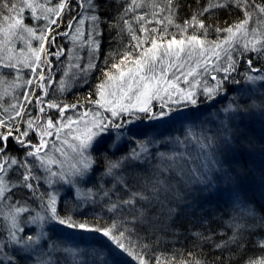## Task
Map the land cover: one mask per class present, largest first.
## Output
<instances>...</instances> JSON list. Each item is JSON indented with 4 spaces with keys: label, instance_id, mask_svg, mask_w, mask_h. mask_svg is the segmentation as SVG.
Returning a JSON list of instances; mask_svg holds the SVG:
<instances>
[{
    "label": "snow or ice",
    "instance_id": "snow-or-ice-1",
    "mask_svg": "<svg viewBox=\"0 0 264 264\" xmlns=\"http://www.w3.org/2000/svg\"><path fill=\"white\" fill-rule=\"evenodd\" d=\"M192 2L197 6L180 22L182 0H0V83L21 89L13 92L14 102L5 99L7 90L0 96V209H7L0 223V264H108L103 246L58 242L51 225L98 234L135 264H177L174 253L169 257L155 249L175 235L176 209L191 206L185 202L192 187L215 188L217 174L232 182L230 211L224 217L201 216L185 228V242L202 255L188 251L191 259L179 264H264V207L243 197L237 178L219 158L221 146L230 147L236 138L230 117L212 134L193 123L175 137L137 140L117 159L115 151L109 153L122 147L118 142L127 125L168 118L177 110L170 105L196 106L201 95L227 98L226 84L241 83L233 73L249 84L264 82V0ZM112 8L115 13L108 15ZM221 14L236 19L220 27ZM105 27L129 42L121 45L122 52L105 56L101 66ZM213 33L215 39L209 40ZM61 37L74 47L58 44ZM16 41L27 55L23 48L15 54ZM95 70L101 72L97 98L90 93L87 102L97 110H85L76 119L66 116L80 105L50 95L81 81L87 85ZM239 110L232 100L223 112ZM50 137L59 145L50 146ZM160 144L171 150L150 151ZM101 147L100 156H94ZM53 153L73 161L67 170L65 160ZM153 157L150 171L129 183L122 174L125 166ZM54 163L60 171L53 170ZM98 165L102 170L93 182ZM59 184L70 187V204ZM90 211L99 215L89 219Z\"/></svg>",
    "mask_w": 264,
    "mask_h": 264
},
{
    "label": "rangeland",
    "instance_id": "rangeland-1",
    "mask_svg": "<svg viewBox=\"0 0 264 264\" xmlns=\"http://www.w3.org/2000/svg\"><path fill=\"white\" fill-rule=\"evenodd\" d=\"M117 2H118V0H117ZM147 10L151 11V9H147ZM110 11L115 12V8H112ZM182 20L183 19H181L180 22H182ZM27 22L31 23V21H27ZM148 27L152 28V27H160V26L150 24V25H148ZM222 27H224V26H222ZM106 29H107L106 34L104 36L103 54L98 57V62L101 66H103L105 63V59H104L105 56H115L117 51L122 52L124 49L122 48L121 45L127 44L129 42L127 36H125L123 38L116 39L115 34H113L112 32L110 33L108 28H106ZM170 31L176 32V29L173 27L170 29ZM110 37H114L116 39L115 40L114 38H112L113 41H119L120 40V42H121L114 49L108 46V44H109L108 40L110 39ZM208 39L214 40L215 39V33L210 35L208 37ZM15 43L18 45L15 48V54L16 55L20 54L21 48L24 49V55L28 54L27 48L25 47L24 44L19 43V41H16ZM57 43L63 44L69 49H72L74 47L73 44L71 43L70 39H66V38H62V37L58 38ZM33 44H34V46H36V42H33ZM77 51H79V50L77 49ZM80 54L85 55V53H80ZM51 59L53 60L54 63H56L54 57H51ZM111 62H115V61H112L110 59L109 63H111ZM260 63H264V61H261ZM256 66L259 67V63H257ZM61 67H63V66H61ZM213 74L218 75V76L223 75V73H218V74L213 73ZM233 76L236 79L240 80L241 83H239V84H226V87L227 88L229 87L228 89H230V91H228V93H227V98H224L223 96H218L214 100H207L204 98L203 95H201L199 97V103L196 106L188 105L187 107H185L183 105H170V107L176 108L177 110L172 112L170 117H168V118H164V119L159 120V121H147V120L143 121V122L138 121L134 124L127 125L125 129L121 130V138L118 142V144L122 145V147H120L118 151L109 150L110 154L112 151H115V155L112 156V158L117 159L120 156L125 155L127 150L131 146L133 147L137 140H143V139H146L147 137H151V138H154L157 140H165L168 137H175V136L180 135L182 133L184 127H186L189 124H193V123L198 125V126L203 127L206 130H208V127L210 126L209 125L210 122H212L216 118L225 119V117L228 116V117H230L231 120H234L233 118L236 119L237 117H238V119H240V118L245 116L244 113H242L243 108H246L244 110H248V109L251 110L253 108H254L253 110H256V109L258 110L260 108V106H258V104H259L258 100L260 98L264 97V82H257L256 84H249V83L244 82L243 77L238 75L237 73H233ZM100 77H101V72L99 70H95L94 73L89 77V82L87 85H84L83 82L81 81L80 83L75 84L74 87L69 89L68 92H65L63 94L54 93V96L50 95L49 98L58 99L59 101H61L64 104H79L80 107H78L77 109L68 110L65 113L66 116H72L73 119H76L77 116L79 114L84 113L85 110H88L89 113H91L92 111H96L97 110L96 106L94 104L88 103L87 98H84V99L74 98V99H72L71 97L69 98L68 95L73 96V95H75L74 92H77L78 90L82 91V89L83 90L87 89V90H91L93 93L91 95V99H93V100L96 99L97 98L95 95L96 86L100 82V80H99ZM6 79L11 81L12 78L6 77ZM207 80L210 84L215 83V81H212L211 75L207 76ZM17 83H19V81H17ZM233 89L235 91H231ZM5 90H7V93H8V95L5 97V99L9 100L10 102H14L12 100L13 92L21 91V89H14L9 84L0 83V96H4ZM232 100L235 101L236 105H239L240 110L237 112H230L227 114L224 113L223 109L225 107H227L229 102ZM3 102H4L3 100H0V104H3ZM262 104L264 106V102ZM253 105H255V106L253 107ZM246 106H248V107H246ZM234 107H235V105H234ZM155 110H157V111L159 110L158 102H157V107ZM46 111L48 112L49 115L53 114V112L51 110H46ZM183 111H189L191 113L190 114V123L188 122L189 120L186 121V120H184L183 117H181V114L183 113ZM192 113L195 114L194 115L195 118H193V116L191 117V115H193ZM241 113H242V116L240 117L239 115H241ZM55 115L58 116L59 114L56 113ZM90 118H91V115H89V119ZM231 123L233 124L234 122L231 121ZM209 130H210V128H209ZM129 137H131V143H129ZM63 138H64V134L61 133V139H63ZM48 139H49L50 146L52 143H56L57 145H59V141H56L54 138L50 137ZM114 139H115V132H113V140ZM157 147L159 148L160 151H170L171 150V145L160 144V145H157L155 147L150 148V151L155 153V151L157 150ZM50 151H51V147H50ZM68 151L70 152L71 150L68 149ZM102 152H103V147L96 150V155H94V151L92 154L94 156L99 157ZM53 154L56 156V158L58 160H65V158L62 157L60 155V153H53ZM72 162L73 161H71L70 159L65 160V170L68 169V166ZM146 162H148V165H151L152 163H156L154 157L150 162L149 161H146ZM132 165L133 166L139 165V162H132L131 164L126 165V167L129 168ZM257 166L253 165V168L256 170V172H258ZM51 167L53 168L54 171H60L58 164L54 163L51 165ZM144 167H146V166L144 165ZM146 169H148V168H146ZM98 171L99 170H97L96 173L92 177L93 182H95L100 175V172H98ZM122 174L124 175L123 171H122ZM217 176L219 177L220 181L222 182V186H226L227 185L226 181H225L226 178H224L220 174H217ZM105 179H106V181H110L111 178H105ZM80 186L84 187L85 185L83 183H81ZM87 186L90 187L91 183H89ZM108 186H111L110 183L108 184ZM220 186H221L220 182L219 183L216 182L215 188H213L211 193H208V199L205 196H204V199L209 200V199H211V197L215 198L220 193L221 194L225 193V191L222 190V188ZM56 187L59 189L60 194L64 197V201H66L70 204L71 201L73 200V197L71 195H69L70 187L68 185H64V184H59ZM195 187L197 189H200L203 186H195ZM217 189H219V191H217ZM202 192L204 193V191H202ZM6 211H7V209H0V223H3L2 215ZM93 215H99V213L98 212L93 213L91 211L87 213V216H93ZM32 227L35 228L34 225ZM51 229H52V231L50 234L53 236L54 239H57L58 242L63 241L65 244H67L69 246L79 245L80 248H86L87 247V248H97V249H99L101 246H103V248L105 250L104 254L108 258V264H135V262L130 257H128L126 254H122L119 250L112 248L109 245V243L107 242V240L102 238L98 234L97 235H89V234H84V233H80V232H73V231L68 230L66 228L58 227L56 225H51ZM0 230H2V229H0ZM46 230H48V226H46ZM45 259H47V258H45ZM21 262L23 264H25V261H21Z\"/></svg>",
    "mask_w": 264,
    "mask_h": 264
},
{
    "label": "trees",
    "instance_id": "trees-1",
    "mask_svg": "<svg viewBox=\"0 0 264 264\" xmlns=\"http://www.w3.org/2000/svg\"><path fill=\"white\" fill-rule=\"evenodd\" d=\"M119 2H121V0H118L117 3ZM182 2L186 5V7L180 13V21L181 19L186 18L190 14L191 10L197 6L192 2V0H182ZM110 10L111 9L108 11V15H113L115 12ZM235 18V15L228 16L221 14L218 20L219 26H225L226 21L230 23ZM106 28L107 27L104 29V36L106 34ZM112 33L115 34V31ZM112 38L114 37H110L108 40V46L114 49L121 42L120 40L113 41ZM118 38L119 37H116V39ZM78 91L74 92L75 95H68V97H71L72 99H88L89 94H93L91 90L87 89ZM258 101V106H260L258 110H253L254 108L251 110L248 108V110H244L246 108H243L244 111L242 110V113H244V117L240 119H238V117L236 119L233 118L234 120L229 119L233 135L236 138L232 140L230 147L221 146L220 151L222 154L219 158L222 161L221 166L225 169V171L237 178L239 189L243 197L247 200L253 201L257 208H260L264 207V106L262 104L264 102V97L260 98ZM242 113L239 115L240 117L242 116ZM190 114L191 113L189 111H183L181 117H183L186 121L189 120L188 122L190 123ZM192 114L193 115H191V117L193 116V118H195V114ZM216 119L209 124V134L216 132V130L220 127V121L224 120L222 118ZM231 121L234 123L232 124ZM94 155H96V151H94ZM154 164L155 163L148 165V162L146 161L143 163L139 162L140 171L132 170L126 171V173L125 171H122L129 180V183H132L138 175L143 176L147 171H150L151 166ZM144 165L146 167H144ZM253 165H258V172H256L253 168ZM225 181L227 185L222 186V182L217 176L216 182H220V187L225 191V193H220L215 198L211 197L209 200H205L204 196L208 199V193H211L213 189L206 190L203 193L195 186L192 187V190L187 194V200L185 202L191 206L187 207L182 204L180 208L176 209V211L180 212V215L175 218V227L173 229L175 235L168 236L161 241L160 245L155 249L157 254L164 252L165 255L170 257L171 254L174 253L177 264H179V261L181 260L191 259L187 255L188 251L195 252L197 257L202 255L196 249H193L191 243L185 242V237L187 235L185 228H191L201 216H207L209 219L214 217H224L225 214L230 211V207L228 205L230 203L231 196L230 189L233 185L231 181L227 179ZM172 206L175 207V205ZM87 217L91 219L92 216ZM78 218L84 219V217ZM141 235H143V233H141ZM254 255L255 258L259 259L261 254L256 252ZM20 264L23 263L20 262Z\"/></svg>",
    "mask_w": 264,
    "mask_h": 264
},
{
    "label": "bare ground",
    "instance_id": "bare-ground-1",
    "mask_svg": "<svg viewBox=\"0 0 264 264\" xmlns=\"http://www.w3.org/2000/svg\"><path fill=\"white\" fill-rule=\"evenodd\" d=\"M131 147H132V146H131ZM131 147H130V148H131ZM139 168H140L139 165H134V166L132 165V166H130L129 168L125 166V168L123 169V171H125V172H126V171H132V170H138V171H140ZM97 170H99L98 172H100V171L102 170V165H98V166H97ZM123 173H124V172H123ZM99 176H100V175H99Z\"/></svg>",
    "mask_w": 264,
    "mask_h": 264
}]
</instances>
